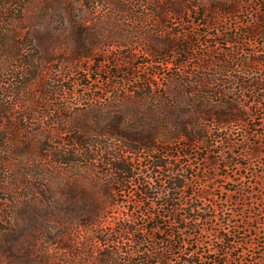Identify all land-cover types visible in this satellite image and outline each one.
I'll list each match as a JSON object with an SVG mask.
<instances>
[{
  "label": "trees",
  "instance_id": "16d2710c",
  "mask_svg": "<svg viewBox=\"0 0 264 264\" xmlns=\"http://www.w3.org/2000/svg\"><path fill=\"white\" fill-rule=\"evenodd\" d=\"M155 1L152 12L158 27L167 23L168 16L194 24L208 11L237 12L226 3L206 10L201 0ZM35 2L0 0V81L11 78L9 83L0 82V193L18 190L25 192L27 200L7 199L17 205V215L11 210L14 205L0 203V264H246L241 257L228 261L235 252L228 246L242 245L233 237L246 222H236L230 213L233 209H220L215 203L207 210L204 201L209 193L196 192L192 185L200 175L192 163L181 160L189 156L190 148L208 147L213 138L230 142L223 138L227 127L247 121L253 107L247 92L250 98H264V83L246 82L238 75L232 79L231 72L251 68L257 60L251 56L239 60L245 48L216 59L210 54L215 48L211 46L208 53L196 56L191 53L194 35H168L156 29L145 36L147 55L172 56L162 63L177 72L172 101L166 93L156 94L147 76L136 90L137 98L115 97L104 105L101 98L92 99L85 113L50 81L39 110L30 104L23 107L24 91L37 86L55 60L48 46L53 36L44 38L49 31L29 24L36 18ZM118 2L108 1L125 11ZM78 25L74 21L76 48L69 60L105 63V56L97 54L104 43L88 37ZM133 50L125 53L122 63L116 59L113 68L131 65L136 60ZM195 62L191 71L188 65ZM151 76L157 79L159 73ZM167 143L182 145L169 149L164 147ZM141 155L149 157L144 167L136 161ZM229 161L247 169L233 155ZM66 170L75 175L69 174L63 183ZM84 172L93 174H88L91 181L83 177ZM140 177V187L126 196L127 184ZM238 194L241 203L236 202L243 213L250 208L248 197L253 193L240 189ZM215 220L220 227L214 235L229 250L226 253L202 251L200 237L205 229L200 225ZM254 264H264V259Z\"/></svg>",
  "mask_w": 264,
  "mask_h": 264
},
{
  "label": "rangeland",
  "instance_id": "374dc122",
  "mask_svg": "<svg viewBox=\"0 0 264 264\" xmlns=\"http://www.w3.org/2000/svg\"><path fill=\"white\" fill-rule=\"evenodd\" d=\"M97 1L36 0L35 5L32 6L36 18L29 24L49 31L50 34L45 33L44 38H48L49 35L53 36L48 46L55 60L48 64V69L46 68L41 82L39 81L40 83H37L34 88L24 91L21 97L23 107L30 104L31 107L39 110L44 103L43 95L47 82L50 81L55 87L62 88L64 96L68 97L77 109L85 113L90 109L92 99L101 98L102 105L112 102L115 97L133 100L137 95L136 90L143 85V80L147 76L154 85V92L162 93L164 96L166 93L172 101L176 96V84L173 78L177 72L162 65V63L167 64L171 61L172 56L151 57L147 55L145 36L148 35V31L152 32L156 29L168 35L175 32L194 35L196 37L195 51L191 53L196 56L208 53L212 49L211 46L215 48L210 54L216 56V59L225 53L237 51L242 53L245 48L246 54L244 55V52L238 54V59L243 60L251 56L257 62L252 64L251 68H236L231 72L232 79L238 75L246 82L259 80L264 83V0H201L200 3L206 5L204 6L206 10L226 3L229 7H235L237 12L234 15H225L221 12L208 11L194 24H188L187 20L180 17L174 20L173 17L168 16L167 23L162 27H158V19L156 17L155 20V14L152 12V7L156 4L155 0H120L119 5L126 7L122 12L119 11V6L110 5L109 0H101L96 6ZM21 5L19 4L18 7ZM142 11L147 15L146 18L143 17ZM214 17L215 22L209 25V21ZM74 21L81 24L78 25V29L86 30L88 37L96 36L104 43V48L99 49L97 54L105 56L103 58L106 60L105 63L95 65L88 60H83L74 64L69 60L73 57L76 48L73 42ZM80 21L83 22L80 23ZM250 30L256 33H251ZM128 37H133L134 40ZM131 48L134 49L132 52L136 60L131 62V65L113 68L116 59L122 63V60H125V53L130 52ZM196 62L192 65L191 62L189 63L188 67L191 71L195 69ZM155 72L159 73L157 79L151 76ZM10 81L11 78L8 77L0 82L9 83ZM40 92L41 96L38 97L37 93ZM247 95L249 103H253L250 116L246 122L227 127L223 138L230 139V142L213 138L209 141L208 147L196 145L190 148L189 156L183 158L181 162L192 163L195 172L200 175L201 179H195L192 185L196 192L209 193V200L204 201L207 204V210L211 209L212 204L215 203L220 209L223 207L233 209L230 213L234 214L236 222H246L238 230L237 236L233 237V241L242 243V245L234 242L227 245L235 251L233 255L230 254L228 261L241 257L246 264H254L257 260L264 259V215H262L264 210V98H250L251 93L249 92ZM75 111L77 110H74L71 115ZM180 145L182 144L167 143L164 147L179 148ZM169 155H173L172 151ZM232 155L237 161L245 163L247 169L231 163L229 158ZM174 156H178V153L175 152ZM148 159L146 155L136 157L138 167L147 165ZM102 170L103 167L100 171ZM69 174L73 176L75 172L64 171L63 183L69 179ZM88 174L93 177L92 173L84 172L82 175L86 180L91 181ZM207 176L209 178H206ZM142 182L143 178L140 177L132 184H127L126 196H130L133 191L137 190ZM240 189H244L246 193H253V196L248 197L250 208L248 209L247 205L245 209L248 210L243 213L242 206L239 204L241 203V197L238 194ZM24 198L25 192L18 190L13 194L0 193V203L5 206L11 205L7 199L23 201ZM24 201L27 200L24 199ZM13 205L14 203L11 206ZM11 210L15 215L18 214L16 204ZM200 226L205 229L200 237L203 242V252L216 249H223L225 253L229 251L224 249L225 245L214 235L215 230L220 227L219 221L204 222Z\"/></svg>",
  "mask_w": 264,
  "mask_h": 264
}]
</instances>
